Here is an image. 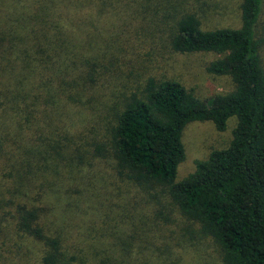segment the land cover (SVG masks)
<instances>
[{
    "label": "trees",
    "instance_id": "obj_1",
    "mask_svg": "<svg viewBox=\"0 0 264 264\" xmlns=\"http://www.w3.org/2000/svg\"><path fill=\"white\" fill-rule=\"evenodd\" d=\"M204 4L0 0V264H206V239L219 264H264V0L240 1L237 28H203ZM159 41L215 55L232 89L121 79ZM231 117L176 181L185 127Z\"/></svg>",
    "mask_w": 264,
    "mask_h": 264
},
{
    "label": "rangeland",
    "instance_id": "obj_2",
    "mask_svg": "<svg viewBox=\"0 0 264 264\" xmlns=\"http://www.w3.org/2000/svg\"><path fill=\"white\" fill-rule=\"evenodd\" d=\"M240 1L204 0L203 11L201 10L199 15L202 27L205 29L239 27ZM169 21L171 24L174 22L172 19ZM158 44L160 46L154 53L152 51L147 52L150 47L143 45V49L147 50L145 53L147 56H141L139 62L135 61L128 67H122L121 79L130 78L133 81H141L148 75L167 77L179 81L188 89H192L203 100L232 89L233 84L228 77H217L207 73L206 67L216 58L215 55L209 53L180 54L173 52L165 43L160 42ZM126 55L132 60L137 56V52L135 49H129ZM129 72L132 73L129 74ZM73 116H78V114H72ZM235 126V117L228 119L226 128L222 132L217 131L214 124L209 121L189 123L183 130L181 137L185 158L177 168L176 181L190 175L195 170L196 161L206 160L212 151L226 148L232 139ZM196 253L197 261H201L200 256L203 253L206 264H219L217 247L207 239L206 248L202 252ZM187 259H189V255H187ZM194 261L195 258L193 257V264H195Z\"/></svg>",
    "mask_w": 264,
    "mask_h": 264
}]
</instances>
